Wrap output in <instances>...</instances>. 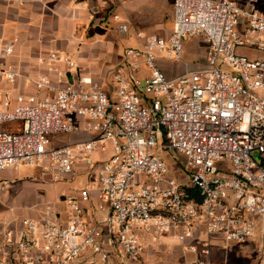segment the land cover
Masks as SVG:
<instances>
[{"label":"built area","instance_id":"1","mask_svg":"<svg viewBox=\"0 0 264 264\" xmlns=\"http://www.w3.org/2000/svg\"><path fill=\"white\" fill-rule=\"evenodd\" d=\"M173 1L168 36L136 32L140 46L124 50L111 74L115 97L88 76L65 82L56 63H78L56 51L38 59L45 71L29 78L32 91L0 90V171L35 163L59 182L81 165L92 176L63 197L64 223L49 213L1 219L0 264H136L145 238L155 246L162 234L186 264H212L204 236L250 243L254 264H264V13L233 0ZM193 35L209 66L166 78L156 52L180 60ZM13 47L0 49V75L11 82L17 73L3 59ZM59 132L88 136L51 147L46 136ZM158 146L184 156L191 186L169 176ZM9 183L0 179V193Z\"/></svg>","mask_w":264,"mask_h":264},{"label":"crops","instance_id":"2","mask_svg":"<svg viewBox=\"0 0 264 264\" xmlns=\"http://www.w3.org/2000/svg\"><path fill=\"white\" fill-rule=\"evenodd\" d=\"M233 1L240 8L248 6L264 13V0ZM173 11V0H127L122 4L116 0H0V49L13 41V53L3 61L17 73L14 82L0 75V90H9L12 95L32 91L29 78L45 71L38 59L53 51L71 56L78 63L76 74H71L63 64L56 63L57 69L64 71V79L65 75L70 82L77 76H88L103 88L104 80H108L112 72L123 64L124 50L140 46L141 41L135 33L166 38L173 26ZM113 14L118 15L117 20L112 18ZM123 40L136 42L137 45H123ZM156 63L161 70L163 62L157 60ZM142 70L147 73L145 68ZM58 74L56 70L50 76L55 78ZM105 91L112 93L108 87ZM103 156L107 154H94L95 158ZM16 170L18 168L0 171V179L10 181L8 189L0 193V220L44 218L51 212L49 208L52 209L54 202L59 201L62 183L57 182V193L50 194L48 209L38 210L36 203H28L25 199L21 202L24 190L30 184L19 180ZM81 170L79 165L78 172ZM77 192L68 191L65 196H76ZM12 199L21 203L9 205ZM61 199L63 201V196ZM68 213L67 209L54 214L58 222L64 223ZM211 237L222 241L220 237ZM139 263L140 259L136 264Z\"/></svg>","mask_w":264,"mask_h":264},{"label":"rangeland","instance_id":"3","mask_svg":"<svg viewBox=\"0 0 264 264\" xmlns=\"http://www.w3.org/2000/svg\"><path fill=\"white\" fill-rule=\"evenodd\" d=\"M242 21L243 19L239 17V22L241 23ZM237 30H240V28L237 27ZM122 44L137 45L136 42L129 40H123ZM243 51L248 55H261L257 54V52L253 49ZM207 52L208 49L204 43L203 37L200 35H193L185 39L184 53L180 60H176L174 56L167 57L165 52H156V54L157 60L163 62L161 72L166 78H172L189 70L209 66ZM69 57L72 58L71 56ZM222 68L229 70V68L224 65ZM76 69L77 68H68V70L71 71V74H76ZM145 74V70H142L141 73H139L140 76ZM65 82H70L66 75ZM102 85L103 90H106L108 87V89L112 92V97H115L116 84L112 81L111 77L108 80H104ZM86 136H88V134L82 132H59L48 134L46 138L48 139V144L51 147H55ZM158 144H160V141ZM156 151H161V157L166 163L169 176L174 178L180 185L191 186L189 174L184 167V156L175 150L162 151L159 146L154 150V152ZM224 165L229 167L228 163H225ZM15 175L19 180L23 182L26 181L27 184H30V187L24 190L25 194H23L24 196L21 202H23L24 199L28 203L31 201L32 203L39 205L38 210L44 209V211H46L49 207L48 198L50 197V194L57 193L58 191L57 182H53L46 176H43L40 166L35 163H21L18 166V170L15 171ZM91 180L92 176L89 178L86 172L80 171L73 172L66 180L59 181L62 183V193L58 198L59 201L54 202L52 209L49 208V211H51L48 214L49 217L54 219V213L56 211H61V213L63 210L67 209L69 211L66 204L62 203L64 201H62L61 197L67 195L68 191L80 190L82 187L87 186ZM21 202H17L12 199V202H10L9 205H11V203H17L16 205H19ZM17 210L22 212L24 211L21 210V208ZM99 215L102 217L103 212H98L97 216ZM146 239H148L145 241L146 248L140 258L139 264H186L184 254L176 244L175 240L168 234H162L160 240H158V244L155 246H152V243L149 245V243L153 240L152 237L148 236L145 240ZM204 239H208V241L211 240L208 244V253L206 257L212 264H254V247L252 244L234 242L225 246L219 239H213L209 236H204ZM186 257L190 259L193 256L186 255Z\"/></svg>","mask_w":264,"mask_h":264}]
</instances>
